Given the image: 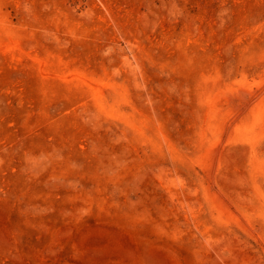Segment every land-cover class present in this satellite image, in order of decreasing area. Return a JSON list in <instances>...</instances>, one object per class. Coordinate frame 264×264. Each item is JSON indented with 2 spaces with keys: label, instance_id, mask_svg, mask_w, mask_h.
<instances>
[{
  "label": "rangeland",
  "instance_id": "374dc122",
  "mask_svg": "<svg viewBox=\"0 0 264 264\" xmlns=\"http://www.w3.org/2000/svg\"><path fill=\"white\" fill-rule=\"evenodd\" d=\"M0 264H264V0H0Z\"/></svg>",
  "mask_w": 264,
  "mask_h": 264
}]
</instances>
